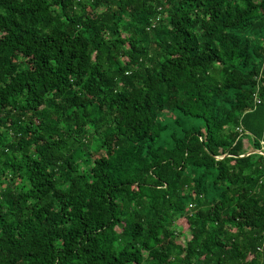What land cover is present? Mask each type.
<instances>
[{
	"label": "trees",
	"instance_id": "16d2710c",
	"mask_svg": "<svg viewBox=\"0 0 264 264\" xmlns=\"http://www.w3.org/2000/svg\"><path fill=\"white\" fill-rule=\"evenodd\" d=\"M262 142L264 0H0V264H264Z\"/></svg>",
	"mask_w": 264,
	"mask_h": 264
},
{
	"label": "built area",
	"instance_id": "2783aa9c",
	"mask_svg": "<svg viewBox=\"0 0 264 264\" xmlns=\"http://www.w3.org/2000/svg\"><path fill=\"white\" fill-rule=\"evenodd\" d=\"M254 98H255V102L256 103H259L260 102V99H259V97H258V94H257V91L254 93ZM237 130L239 131V132H241L242 134L244 133V134H247V132H245L244 130H243V128L242 127H238L237 128ZM262 144L264 145V142H262ZM264 149V148H263ZM257 150L259 153H261V154H263L264 155V150ZM255 152V151H254Z\"/></svg>",
	"mask_w": 264,
	"mask_h": 264
}]
</instances>
